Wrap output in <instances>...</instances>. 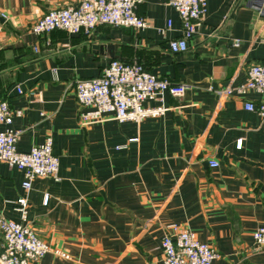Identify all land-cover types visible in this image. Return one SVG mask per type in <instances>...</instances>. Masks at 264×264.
I'll list each match as a JSON object with an SVG mask.
<instances>
[{"label": "crops", "instance_id": "crops-1", "mask_svg": "<svg viewBox=\"0 0 264 264\" xmlns=\"http://www.w3.org/2000/svg\"><path fill=\"white\" fill-rule=\"evenodd\" d=\"M80 2L0 0V100L22 111L10 126L18 150L50 136L60 161V180L36 178L27 191L23 170L0 160V215L22 221L16 206L27 195V223L51 246L34 264H163L173 223L218 252L213 264H264L253 241L264 225V118L245 107L264 95L228 93L264 61V0H208L180 53L169 47L183 31L168 0L137 3L151 24L143 30H33L50 9ZM114 59L190 88L146 102L164 115L83 124L77 81Z\"/></svg>", "mask_w": 264, "mask_h": 264}, {"label": "built area", "instance_id": "built-area-1", "mask_svg": "<svg viewBox=\"0 0 264 264\" xmlns=\"http://www.w3.org/2000/svg\"><path fill=\"white\" fill-rule=\"evenodd\" d=\"M139 1L81 0L77 5L50 9L33 30L37 35H43L57 29L70 34L89 33L101 24L137 30L150 28V22L136 11ZM168 4L178 12L183 31L180 38L169 42L170 50L174 53L185 52L189 39L197 31V23L206 13L208 0H168ZM171 26L172 20L169 19L166 29ZM166 29L158 31L165 32ZM189 88L187 83L157 78L142 64L114 59L99 76L78 80L76 95L83 124L107 119L141 122L151 116L164 115L168 110L164 105H146L148 100L158 98L163 91L182 97ZM248 92L264 95V61L252 64L248 68L247 80L228 90L230 95H245ZM245 107L264 118V98L258 104L248 101ZM21 114L22 111L11 108L8 101L0 100V160L23 170V187L28 191L36 178L60 180V161L50 136L44 142L33 145L29 151L18 150L20 131L10 126L14 116ZM209 164L211 167L219 166L216 159H210ZM27 207L28 197L25 195L16 206L23 217L20 222L0 215V264H34L51 249L50 244L42 240L27 223ZM168 229L161 242L163 264H213L219 256L209 243L200 240L192 230L180 229L175 223L170 224ZM253 241L256 249L264 250V225L254 231ZM58 253L69 258L65 252L58 250Z\"/></svg>", "mask_w": 264, "mask_h": 264}]
</instances>
